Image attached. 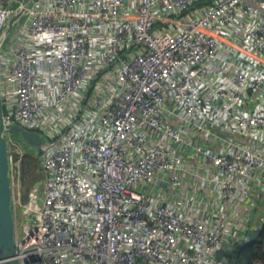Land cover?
<instances>
[{"label":"built area","instance_id":"built-area-1","mask_svg":"<svg viewBox=\"0 0 264 264\" xmlns=\"http://www.w3.org/2000/svg\"><path fill=\"white\" fill-rule=\"evenodd\" d=\"M0 82L17 264H227L264 195V0H0Z\"/></svg>","mask_w":264,"mask_h":264},{"label":"water","instance_id":"water-1","mask_svg":"<svg viewBox=\"0 0 264 264\" xmlns=\"http://www.w3.org/2000/svg\"><path fill=\"white\" fill-rule=\"evenodd\" d=\"M14 18L9 22V31L13 25ZM11 132L19 134L21 138L32 143L41 144L42 137L25 128L15 124ZM9 145L6 139L3 120V103L1 98L0 82V264H17L13 258L16 252V222L12 210L13 187L9 174ZM39 185V182L37 183ZM239 242L233 244V248ZM217 259L227 261L225 249L217 252ZM227 264L228 261L226 262ZM260 264H264V261Z\"/></svg>","mask_w":264,"mask_h":264},{"label":"trees","instance_id":"trees-1","mask_svg":"<svg viewBox=\"0 0 264 264\" xmlns=\"http://www.w3.org/2000/svg\"><path fill=\"white\" fill-rule=\"evenodd\" d=\"M23 181L28 178L29 170L23 164ZM25 183V181H24ZM229 264H255L264 261V227L250 242L235 246L230 252H225Z\"/></svg>","mask_w":264,"mask_h":264},{"label":"rangeland","instance_id":"rangeland-1","mask_svg":"<svg viewBox=\"0 0 264 264\" xmlns=\"http://www.w3.org/2000/svg\"><path fill=\"white\" fill-rule=\"evenodd\" d=\"M33 133H36V131H31ZM13 141L16 143H24L25 148L28 149V153L25 155V159L22 161L21 168H23V164L27 166V169L29 170V180L26 178L25 181V191L26 193H29L30 190L41 180L45 177L44 171L42 169V155L44 153V150L42 148V142L41 144H32L23 138L19 136V134L13 132ZM21 171V169H20ZM21 173V178L23 179V169ZM26 199V194L24 195ZM225 252H230L233 249V245H225L224 246Z\"/></svg>","mask_w":264,"mask_h":264},{"label":"crops","instance_id":"crops-1","mask_svg":"<svg viewBox=\"0 0 264 264\" xmlns=\"http://www.w3.org/2000/svg\"><path fill=\"white\" fill-rule=\"evenodd\" d=\"M262 198V202L250 207L249 213L252 223L250 229L244 232L242 241L238 244L250 242L264 227V195Z\"/></svg>","mask_w":264,"mask_h":264}]
</instances>
